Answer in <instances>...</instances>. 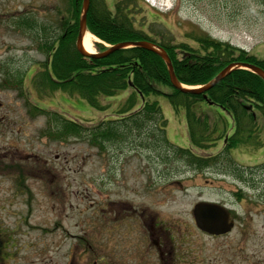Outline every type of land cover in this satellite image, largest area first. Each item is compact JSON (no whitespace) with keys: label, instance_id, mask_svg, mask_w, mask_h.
I'll list each match as a JSON object with an SVG mask.
<instances>
[{"label":"rangeland","instance_id":"1","mask_svg":"<svg viewBox=\"0 0 264 264\" xmlns=\"http://www.w3.org/2000/svg\"><path fill=\"white\" fill-rule=\"evenodd\" d=\"M72 1L37 0V50L35 43L29 51L25 49L30 42L22 31V55L30 54L36 58L39 82L46 61L43 29L50 28L49 35L56 42L66 28L62 23L67 22ZM137 2L133 12L134 27L145 32L156 44L185 43L196 48L191 36L203 34L264 59V0ZM25 3L27 0H22L23 7L27 6ZM26 9L29 8L21 10L22 17L29 15L30 11ZM88 33L98 40L92 43L94 52H97L101 40L90 31ZM103 44L101 46H108ZM36 93L41 103L39 105L45 110L37 114V130L40 131L45 123L42 114L52 116L51 137L40 136L37 139L38 155L50 161L53 173V181H48L44 189H49V193L53 194V210H65L70 215L68 230L70 234L84 239L80 247L90 245L94 250L100 246L102 249L115 246L117 254L124 251L126 262L134 257L128 262L130 264H163L148 240V227H153L163 233L162 240L167 241L169 233L168 237L174 239L172 246L178 258L174 264H264V238L259 217L260 209L264 207L257 206L260 202L256 194H259L257 190L261 187L257 183L260 179L264 180V122L261 117L257 116L258 144L230 151L231 158L240 167H245L241 171L233 165L232 159L223 156L224 149L216 151L191 147L182 112L173 111L164 96L152 98L157 99L162 117L166 120V134L162 136H166L167 141L175 147H190L195 155L206 159V164L210 162L222 166L220 172L225 174L220 176V173L211 169H204L203 165L193 168L194 163L180 157L179 153L166 157L167 152L171 154L176 148L163 151L151 138L142 143L118 140L119 143L110 145L107 142L103 149L95 145L92 136L88 137L84 132L71 130L66 136L62 134V139L55 138V134L62 132L58 130L64 125L68 127L59 117L77 121L83 127L96 125L102 120L116 119L117 108L132 94L130 89L118 91L112 97H100L101 110L60 91L48 95ZM199 105L206 104L199 102ZM197 113L201 118L207 117L209 123L215 119L221 124L223 132L231 128L223 115L228 114L216 105L201 108ZM54 118L58 121L53 122ZM54 125H58L57 130ZM238 174L244 175L245 181L252 186L242 184L241 179L237 180ZM22 180L32 193L41 185L40 177L29 176ZM239 186H244L240 197L237 195ZM202 202L216 203L234 210L236 228L221 237L203 235L192 217L193 207ZM112 210L117 211L120 217H115L118 218L115 230V226L111 229L108 223L111 222L109 212ZM65 215L62 213V216ZM78 221H91L92 224L84 223L78 227ZM73 241L76 242L70 239L64 245L66 251L73 246ZM91 256L92 253L87 252L85 258ZM54 257L61 256L55 254Z\"/></svg>","mask_w":264,"mask_h":264},{"label":"trees","instance_id":"2","mask_svg":"<svg viewBox=\"0 0 264 264\" xmlns=\"http://www.w3.org/2000/svg\"><path fill=\"white\" fill-rule=\"evenodd\" d=\"M112 2L110 7L106 0H89L86 14L88 31L109 45L136 41L155 43L145 32L134 27L133 12L137 0ZM80 14L81 0L72 1L67 22L62 23L66 25L65 32L57 45L53 40L52 50L47 52L50 62L43 64L45 70L40 73L42 79L40 82L38 79L37 90L74 95L98 110L103 109L98 101L100 97H112L126 89H130L132 94L117 108L116 119L84 127L67 122L68 127L64 125L58 130L62 132L55 134V138L62 139V134L66 136L71 130L84 132L86 136H92V142L101 149L107 142L110 145L122 141L142 143L151 138L163 151L176 148L171 154L167 152L166 157L177 153L190 157L189 150L175 147L162 136L166 120L162 118L157 99L152 98L164 96L173 111H182L191 143L203 148L210 141L209 124L197 116L193 107L198 102H205V97L230 116L233 133L227 140L228 148L258 144L257 116L264 122V81L258 75L235 67L204 93L174 89L164 61L140 47L123 48L102 58L80 55L75 49ZM191 40L196 48L185 43L157 44L169 57L174 75L183 86L205 85L231 64H251L264 71V59L249 51L203 34L191 36ZM43 47L47 51L46 44ZM104 49L97 46V52ZM56 121L54 119L53 122ZM190 159L194 161L193 157Z\"/></svg>","mask_w":264,"mask_h":264},{"label":"flooded vegetation","instance_id":"3","mask_svg":"<svg viewBox=\"0 0 264 264\" xmlns=\"http://www.w3.org/2000/svg\"><path fill=\"white\" fill-rule=\"evenodd\" d=\"M21 2L22 0H0V192H2L0 193V264H130L128 262L134 257L126 262L123 257L124 251L117 254L115 246L110 249H102L100 246L94 250L90 245L86 248L80 247L84 239L70 234L68 230L70 215H67L65 210H53V194L49 193V189H44L48 181H53V173L50 170V161L38 155L37 139L40 136L51 137L52 116L42 114L45 123L38 131L35 122L37 114L45 110L39 105L41 103L36 93L37 61L30 54L22 55L20 42L23 30L30 42L25 48L27 51L37 41V0H27L25 4L29 9L26 10L30 13L25 14L24 17L21 10L26 7H23ZM49 33L50 28H46L45 33L42 32L47 52H51L53 44ZM58 42L59 39L56 40V43ZM35 50H37L36 43ZM227 140L225 135L218 132L207 150H223L226 148ZM195 158L199 157L195 156ZM206 169L220 173V176L225 174L220 172L222 166L219 164H211ZM29 176L40 177L41 185L35 193L28 190L22 182L23 178ZM238 176L237 180L241 179L242 181H239L242 184L252 186L245 181L244 175L238 174ZM263 183V179L257 183L261 186L257 190L259 194L256 193L260 202L257 206L260 207H264ZM243 188L244 186L238 187L240 190L238 197L241 196ZM233 211L229 210L230 220L233 221L230 232L236 228ZM62 213L66 215L62 216ZM109 214H111V222L108 223L112 229L116 225V219L120 217L114 210ZM259 217L262 223V238H264V208L260 209ZM84 223L92 224L91 221H78L77 226ZM168 235L167 241L162 240L164 239L162 232L148 227V240L153 244L159 261H163V264H174L178 258L174 255L175 249L172 246L174 239ZM70 239L76 242L73 241V246L66 251L64 245ZM87 252L92 253L93 256L85 258ZM55 254L61 257H54Z\"/></svg>","mask_w":264,"mask_h":264},{"label":"water","instance_id":"4","mask_svg":"<svg viewBox=\"0 0 264 264\" xmlns=\"http://www.w3.org/2000/svg\"><path fill=\"white\" fill-rule=\"evenodd\" d=\"M88 6H89V0H82V11L78 25V34L75 42L76 51L84 57L87 56V57L102 58L112 54L114 51L126 47H140L147 51L153 52L164 61L167 67L170 84L174 89H179L184 92L195 93V94L204 93L209 89H211L212 87H214L229 71H231L235 67H240V68L242 67L244 69L250 70L256 75H258L264 81V71L261 68L251 64H239V65L231 64L226 68H224L222 71H220L211 81H209L204 86L198 88H185L177 81L173 72L171 61L167 56V54L165 53V51L162 48L157 47L147 41L118 43L116 45L107 48L105 51L99 54H89L84 50L82 44L83 37L86 31V14L88 11ZM192 215L197 227L200 230L207 232L209 234H216V235L222 234L228 231L231 227V223L228 222V215L226 211L222 207L213 203L202 202L196 204L193 208Z\"/></svg>","mask_w":264,"mask_h":264},{"label":"bare ground","instance_id":"5","mask_svg":"<svg viewBox=\"0 0 264 264\" xmlns=\"http://www.w3.org/2000/svg\"><path fill=\"white\" fill-rule=\"evenodd\" d=\"M98 40L94 38L91 34L86 33L85 36L83 37V48L87 53H94V49L92 47L93 42H97Z\"/></svg>","mask_w":264,"mask_h":264},{"label":"crops","instance_id":"6","mask_svg":"<svg viewBox=\"0 0 264 264\" xmlns=\"http://www.w3.org/2000/svg\"><path fill=\"white\" fill-rule=\"evenodd\" d=\"M207 106H209V105H198L197 104L196 109L200 110L201 108H207ZM223 115L226 116V118H227L226 121L230 123V119H229L228 115H226L225 113H223Z\"/></svg>","mask_w":264,"mask_h":264}]
</instances>
